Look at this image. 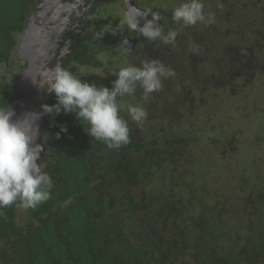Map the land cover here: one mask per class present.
I'll list each match as a JSON object with an SVG mask.
<instances>
[{
	"label": "trees",
	"instance_id": "16d2710c",
	"mask_svg": "<svg viewBox=\"0 0 264 264\" xmlns=\"http://www.w3.org/2000/svg\"><path fill=\"white\" fill-rule=\"evenodd\" d=\"M43 1L0 0L2 109L9 106L15 85L11 72L5 73L3 68L15 65L17 69L12 71L18 74L19 66L26 65L18 59L19 41ZM183 2L162 0L157 4L161 16L167 18L166 24L161 20L164 30L181 29L182 38L174 45L160 40L138 43L136 58L160 61L176 75L164 80L162 90L147 100L139 86L133 95L118 98L120 115L130 128L129 144L110 149L90 137L85 132L87 122L74 114H46L42 124L46 146L39 163L53 181L51 198L34 209H24L25 222L18 221L23 209L15 204L0 210L2 263L152 264L164 251V261L169 264H264V231L245 248L241 235L232 248L218 244L230 239L222 212L242 219L246 210L254 207L252 212L260 219L264 210L255 206L257 200L250 207L247 198L245 205L222 206L219 214L201 205L202 217L197 218L188 212L195 201L206 203L205 189L199 191L194 181L187 182L185 193L166 185L167 175L175 185H185L186 168L195 164L200 153V136L207 135L203 132L206 126L200 124L205 112L194 105L195 100L211 104L218 92L238 94L255 76L264 75V0H202L215 22L190 27L172 20L173 10ZM100 33H104L102 27L97 26L94 33L85 34L75 58L67 57L69 71L75 74L80 65L103 66L99 55L114 51L119 36L106 41V33L102 39ZM192 46L197 47L195 54ZM121 59L127 60V56L123 54ZM55 103L50 94L47 105ZM129 105L146 109L148 116L142 126L131 120ZM62 126L67 132H61ZM186 152L190 155L183 157ZM148 182L151 193L146 188ZM210 211L214 217L208 216ZM251 249L254 255L249 254Z\"/></svg>",
	"mask_w": 264,
	"mask_h": 264
},
{
	"label": "clouds",
	"instance_id": "9594fccd",
	"mask_svg": "<svg viewBox=\"0 0 264 264\" xmlns=\"http://www.w3.org/2000/svg\"><path fill=\"white\" fill-rule=\"evenodd\" d=\"M161 20L167 23V18L159 12L130 8L124 12L116 27L120 30L126 26L131 31H138L149 41L160 40L166 45H174L176 31L169 29L165 32ZM172 20L190 27L214 23L215 17L212 12L205 11L202 0H185L173 10ZM104 34H99L101 39ZM111 34L117 33L112 31ZM123 43L127 45L128 41ZM191 51L195 54L197 47L192 46ZM111 74L117 78L109 88L82 81L71 71L58 66L46 89L48 94L55 96L56 103L43 105V114H74L79 121L87 122L85 132L90 137L104 142L110 149H120L129 144L130 128L120 115L118 98L133 95L139 86L147 100L152 93L162 90L164 80L174 77L176 73L164 63L150 60L144 61L141 66L121 67ZM127 111L131 120L140 126L148 116L146 109L139 105H129ZM14 115L9 107L0 108V210L14 204L25 210L34 209L51 198L53 181L39 163L41 147L36 138L22 126L21 120H12ZM26 115H35L39 120L42 114ZM61 132H67V128L62 126ZM56 135L59 138L60 133Z\"/></svg>",
	"mask_w": 264,
	"mask_h": 264
},
{
	"label": "rangeland",
	"instance_id": "374dc122",
	"mask_svg": "<svg viewBox=\"0 0 264 264\" xmlns=\"http://www.w3.org/2000/svg\"><path fill=\"white\" fill-rule=\"evenodd\" d=\"M149 2L151 4L147 5L148 8L155 12L160 11L157 4H160L162 0H149ZM163 5L165 6V4ZM114 10H111L113 15L108 16L103 11H99L100 15L95 12L93 15L96 18L92 16L91 33L92 31L94 33L97 26H101L103 32L107 34L110 31L109 27L113 26L112 31L116 30L118 19L121 20V13H117L118 11ZM73 14L74 12L70 13L71 17ZM107 24H109V27H107ZM168 30L166 28L165 32ZM171 30L176 31V39L182 38L179 37V33L182 35L181 32H184L183 30H175L173 27ZM23 39L24 35L19 41L18 56L19 47ZM99 59L104 63L103 66L80 65L75 75L81 78L82 81L90 80L91 83H95L97 86H107L112 84V81L117 78L111 73L118 71L121 67L129 66V63H134V65L137 63L135 66H141L146 61L145 57L136 58L135 56H132L128 60H123L121 56H116L113 50L100 54ZM125 61H129V63L126 65L124 64ZM25 66L21 64L18 70L19 73H14V75L21 77L23 69L26 68ZM62 68H64L63 65ZM16 69L17 66L15 67V65L3 68L4 72L8 74L11 70ZM12 77L14 78L13 75ZM241 89L242 91L235 95H231L233 93L231 92V96L229 93L218 92L213 96L211 104H203L201 100H195L194 105L200 107L205 112L203 118L205 122L203 121L200 124L203 128L206 126L203 132L207 134L200 136L202 143L201 146L199 145L200 153L196 155L197 160L195 164H197L191 163L186 168L187 174L185 176H188L185 185L182 182L175 185L171 175H167V188H175V191L178 193H185L188 181H194L196 183L195 187L197 186L199 191L205 189L206 203L197 200L188 212V214L194 215L197 218L202 217L201 205L209 207L211 210L213 208L219 214L222 206H225L226 209H232L239 204L245 205L244 200L246 198L249 207L251 202L255 200H260L261 198L264 200V75L259 74L255 76V79L251 83L246 84ZM39 96L44 101L43 93ZM43 101L39 103V109L44 105ZM198 112L200 110H196V113ZM189 155L190 153L186 152L183 157ZM146 188L151 193V182L146 183ZM259 207L264 208V203L261 202ZM222 213L224 229L228 230L231 237L225 241V247L229 248L234 244L233 241L236 237L240 234L246 237L249 233L244 225V221L236 217L238 215L232 213L231 216H225L226 211ZM248 213L249 211L246 210L245 217L243 218L248 219ZM208 216H212L211 211ZM26 217L27 213L23 209L18 219L25 222ZM215 218L218 217L216 216ZM227 221L232 229L228 226ZM254 221L255 223H264V216L260 219H254ZM175 225H179L178 222ZM150 227L154 228L153 226ZM207 234L205 233V236ZM219 244L224 245V242L220 241ZM241 245L245 247L246 241H241Z\"/></svg>",
	"mask_w": 264,
	"mask_h": 264
},
{
	"label": "flooded vegetation",
	"instance_id": "af4514ba",
	"mask_svg": "<svg viewBox=\"0 0 264 264\" xmlns=\"http://www.w3.org/2000/svg\"><path fill=\"white\" fill-rule=\"evenodd\" d=\"M72 1H73V3L71 4L70 8L67 10V22L65 24H63L62 32L59 34V36H57V39H56V46H54L50 50L49 60H47V65L45 67V70L47 69L46 71L49 74V79L47 80V82H45L43 84V86L41 88V92L38 93V95H41V93H43V95H44L43 99H45L46 97L50 98V94L47 93L46 89L48 87L49 80L52 79L55 75L54 69H56L58 67V63L60 62V60L62 62L64 69L69 70L68 67L67 68L65 67V66H67L65 64V62L68 61L67 57L72 56V58H75V54H76L75 52H77V48L79 46H83L81 39L83 37H85V34H87L88 36L91 35L92 16H94L93 14L95 12L98 15H100L99 11H101V12L103 11L108 16V15H113L111 10L113 11L115 9L114 11H118L117 13H121L120 16L122 19L124 12L129 10L130 8H134L138 11H149V10H151L150 8L147 7V5L151 4L149 2V0H72ZM73 12H74V14L71 17L70 13H73ZM94 17H93V19H94ZM148 18L151 19V16H149ZM119 21H120V19H118V23H119ZM104 23H106V22H104ZM160 23L162 24L161 21H160ZM108 25L109 24H107V27H109ZM52 27L53 28L51 30H52V32H54L56 26H52ZM112 27H109L110 31L107 30L108 34L106 33V35H105L106 41H110V37L115 36V35L111 34L112 33ZM114 31H116V33H117L116 35L119 36L117 38V41H116L117 46L114 47V54L116 56H121L124 54L127 56V60L130 59L132 56H136L138 46H139L138 43L141 40H147L142 35H140L138 31H131L126 26L120 30H117V28H116V30H114ZM50 35H51V31H50V33L47 32V35L45 37V39H46L45 41H47L48 43L50 41ZM107 36L109 37L108 40H107ZM124 41H128V44L125 45L123 43ZM132 44H135V46L131 48ZM111 46L112 45H110L109 48ZM110 51L111 50H109V52ZM25 67H26L25 69H27V65ZM25 69H23V71ZM23 71H22V73H23ZM11 75L15 76L14 72H12ZM39 98L41 99V101H43L40 96H39ZM48 100L49 99H47L46 101H43L44 105L47 104ZM262 200H263V198H261L260 200H257V203L255 206H259V204L262 202ZM253 209H254V207L249 211V213L247 215V217L249 216V218L248 219L244 218V220H245L244 225H245L246 229L248 230L249 234L246 237H243L240 234L242 236V241L243 240L246 241L245 247H247V245H249V241L255 235H257L258 232L264 231V223H262V222L255 223L254 219H258V218L254 215V212H252ZM262 209L264 210V208H262ZM244 217H245V215H244ZM242 220H243V218H242ZM18 221H21V220L18 219ZM166 232H168V231H166ZM173 235H174V233H173ZM228 236H230V234H228ZM229 238H231V237H229ZM236 239H237V237H236ZM235 240L233 241L234 244L229 248L236 246ZM64 244L66 245V242H64ZM224 244H225V242H224ZM178 246L181 247L182 244L178 245ZM245 247H243V248H245ZM67 248H69V247L67 246ZM190 253H193V251H190ZM249 254L254 255L255 253L251 249L249 251ZM166 256H167V252L163 251L162 255H158L155 258H153L154 261L152 262V264H169V262L164 261L165 260L164 258ZM2 258L3 257L1 256V253H0V264H7L6 262L5 263L1 262ZM190 258H191V260L193 259L192 257H190ZM255 263L256 262H253V261H238V262H233L232 264H255Z\"/></svg>",
	"mask_w": 264,
	"mask_h": 264
},
{
	"label": "water",
	"instance_id": "95a60500",
	"mask_svg": "<svg viewBox=\"0 0 264 264\" xmlns=\"http://www.w3.org/2000/svg\"><path fill=\"white\" fill-rule=\"evenodd\" d=\"M72 3V0H44L41 8L29 19L24 39L19 47V59L26 61L27 69L23 71L21 77L14 76V91L8 107L15 113L12 120H21L22 126L26 130H30L36 138L41 147V157L45 151L42 124L46 114H43L42 107L39 109L41 99L38 93L49 79L45 67L49 60L50 50L56 46L57 36L62 32L63 24L67 22V10ZM52 26H56L54 32L51 30ZM50 31L48 43L45 41V37ZM58 66L62 67L61 60ZM47 99L49 98L46 97L44 101ZM27 113H41L42 115L38 120L37 116L26 115Z\"/></svg>",
	"mask_w": 264,
	"mask_h": 264
}]
</instances>
